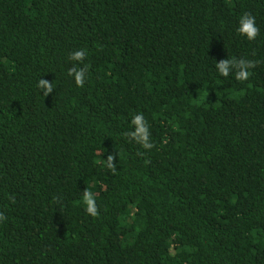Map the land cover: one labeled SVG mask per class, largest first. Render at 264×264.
<instances>
[{
	"label": "trees",
	"instance_id": "1",
	"mask_svg": "<svg viewBox=\"0 0 264 264\" xmlns=\"http://www.w3.org/2000/svg\"><path fill=\"white\" fill-rule=\"evenodd\" d=\"M0 216V264H264V0H0Z\"/></svg>",
	"mask_w": 264,
	"mask_h": 264
},
{
	"label": "clouds",
	"instance_id": "2",
	"mask_svg": "<svg viewBox=\"0 0 264 264\" xmlns=\"http://www.w3.org/2000/svg\"><path fill=\"white\" fill-rule=\"evenodd\" d=\"M236 31L240 36L245 37L248 41H253L256 39L259 29L256 26L255 17L249 13H243L239 16ZM84 51H76L71 54V60L73 61H80L82 62L84 59ZM255 67V62L251 60H245L243 58L236 60V59H229L225 60L221 63L215 62V68L219 72L220 76L227 78L228 70L230 68L236 69L234 76L235 80L244 82L249 79L252 75L251 69ZM69 76H74L75 82L80 85L83 83L85 78V71L74 66L72 71H69ZM42 87L49 88L47 84H41ZM131 128H135V132L129 131V135L145 150H151L153 148V144L148 142V133L149 127L147 122L144 119L143 114H135L131 119ZM84 210L86 213L92 217H96L98 215V209L96 205V199L94 194L91 191L86 190L83 193L82 200H81ZM0 219H3L0 216Z\"/></svg>",
	"mask_w": 264,
	"mask_h": 264
}]
</instances>
